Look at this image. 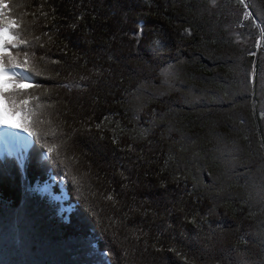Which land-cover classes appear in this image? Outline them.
Returning a JSON list of instances; mask_svg holds the SVG:
<instances>
[{
  "label": "trees",
  "instance_id": "obj_1",
  "mask_svg": "<svg viewBox=\"0 0 264 264\" xmlns=\"http://www.w3.org/2000/svg\"><path fill=\"white\" fill-rule=\"evenodd\" d=\"M10 3L45 45L35 81L51 89L22 115L33 132L58 117L72 140L50 158L31 135L22 167L0 157V264H19L43 212L33 184L45 204L62 186L69 208L40 234L88 241L108 264H264V0Z\"/></svg>",
  "mask_w": 264,
  "mask_h": 264
},
{
  "label": "snow or ice",
  "instance_id": "obj_2",
  "mask_svg": "<svg viewBox=\"0 0 264 264\" xmlns=\"http://www.w3.org/2000/svg\"><path fill=\"white\" fill-rule=\"evenodd\" d=\"M239 2L244 3V0H239ZM14 7V5H11L10 0H0V125L20 129L28 132L30 136L35 135L37 139L43 140L47 146V154L50 158H60L61 148L68 146L72 136L65 133L60 123H57L58 117L47 121L45 131L33 132L30 130L32 125L28 121V115L31 112L22 115L24 110L28 108L30 101L39 104L40 98L35 96L32 90H42L44 94H48L51 89L35 81V77L44 75L37 67L36 49L38 47L43 48L45 45L41 42L39 36L33 37L32 40L27 38L28 29L23 26L22 18H14ZM32 15L35 17V13H32ZM40 15L45 19L48 17V13L43 11L40 12ZM250 16L251 13L246 12L244 19H248ZM185 31L189 35L191 34L190 30L186 29ZM44 35L48 36L49 41H51L49 33L46 32ZM134 35L139 42V39L143 36V25L138 26V31ZM262 35H264V30H262ZM154 43H159V41ZM40 59L43 60L44 58L40 57ZM51 62L59 63L58 60ZM76 86L83 87V85ZM56 87L70 89L72 85L63 84L56 85ZM107 119L105 117V120ZM36 123H44V121L37 119ZM152 123L155 125V120ZM96 127L100 129L101 124L98 123ZM120 131L122 132L123 129ZM149 133L150 130L145 129L139 135L144 138ZM49 137L51 142L48 139ZM56 141H59V143H56ZM116 142L117 137L114 134L113 143ZM128 148L130 151H135L132 145H129ZM73 179L76 180L75 177ZM76 183L79 184V181L76 180ZM105 199L111 201L114 206L118 203L115 195L111 192L107 194ZM211 211L209 210V213ZM190 222L195 224V218ZM137 239H139V236H137Z\"/></svg>",
  "mask_w": 264,
  "mask_h": 264
},
{
  "label": "rangeland",
  "instance_id": "obj_3",
  "mask_svg": "<svg viewBox=\"0 0 264 264\" xmlns=\"http://www.w3.org/2000/svg\"><path fill=\"white\" fill-rule=\"evenodd\" d=\"M19 119V117H17ZM26 135L29 136L30 139V145L31 146V136L29 134ZM25 141H28V139H25ZM26 146H22L19 148L16 152H0V157H14L17 158L19 161L20 167L23 166V160L25 158V155L27 154V151L29 149ZM50 185V184H49ZM51 187V185H50ZM51 190L48 186L42 185L40 188L36 189L33 184V189L31 192L33 194L38 195V199L34 200V205L36 206V202L39 203L36 208L39 209V212L43 210L41 215H35L34 216V223L35 227L33 230H29V233L26 235V241H25V247H21L19 244L18 248L20 251L19 257L21 261L19 264H42V257L41 255L47 257L46 264H108L107 260L105 258H102V253L98 252L96 250V247L93 246L88 241H82L78 240L76 238L69 239H60L54 236V238L50 239L45 236L44 234L41 235V231L45 230V228H49L50 225H40V223H45L47 218H53L54 216L61 215L62 212L67 213L69 210L68 206H65V201L67 200V195L65 194L62 186H60V192L59 195H54L51 202H47L45 204L43 200V197H48L46 194H43V192ZM46 193V192H45ZM56 201V202H55ZM72 208V206L70 205ZM65 215V214H64ZM55 230H58L57 228ZM46 232V230H45ZM6 238V235H3ZM4 238V239H5ZM3 239V240H4ZM40 241L41 243V249L35 252H31L29 250V245H34V242L31 241ZM46 243V244H45ZM23 244V243H22ZM22 248V249H21ZM42 252V253H40ZM19 259V260H20Z\"/></svg>",
  "mask_w": 264,
  "mask_h": 264
},
{
  "label": "bare ground",
  "instance_id": "obj_4",
  "mask_svg": "<svg viewBox=\"0 0 264 264\" xmlns=\"http://www.w3.org/2000/svg\"><path fill=\"white\" fill-rule=\"evenodd\" d=\"M25 139H28V141H25ZM29 145L30 139L26 132L0 125V152H16L22 146L28 148Z\"/></svg>",
  "mask_w": 264,
  "mask_h": 264
},
{
  "label": "water",
  "instance_id": "obj_5",
  "mask_svg": "<svg viewBox=\"0 0 264 264\" xmlns=\"http://www.w3.org/2000/svg\"><path fill=\"white\" fill-rule=\"evenodd\" d=\"M31 141H32V139H31Z\"/></svg>",
  "mask_w": 264,
  "mask_h": 264
}]
</instances>
